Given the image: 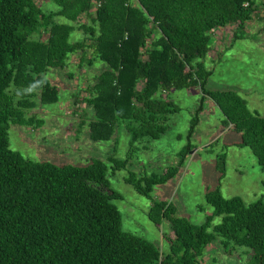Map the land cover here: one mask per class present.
<instances>
[{"label": "trees", "instance_id": "16d2710c", "mask_svg": "<svg viewBox=\"0 0 264 264\" xmlns=\"http://www.w3.org/2000/svg\"><path fill=\"white\" fill-rule=\"evenodd\" d=\"M49 1L60 10L46 14L39 0H0V264H203L218 237L227 253L230 245L245 248L249 264H264V201L246 204L239 197L225 198L220 189L208 191L205 201L213 214L200 226L177 217L171 204L153 202L152 215L167 220L173 232L171 253L163 255L151 242L123 231L121 214L111 204L120 195L111 190L102 160L88 166L34 162L10 149L7 133L10 124L42 125L25 118L24 110L35 106L30 98L58 103L59 91L44 75L65 70L70 55L79 53L80 67L96 60L108 66L88 85L87 97L75 101L96 112L88 125L94 142L112 140L121 122L132 147L142 139L159 140L170 116L178 113L177 105L161 95L200 89L178 163L161 175L126 178L142 196L152 200L153 188L183 167L195 149L192 139L206 101L221 111L225 126L242 134L236 146L250 148L264 173V117L250 111L236 92L206 88L212 75L205 65L210 33L235 26L233 39H241L259 12L256 0ZM86 17L90 22H79ZM75 30L85 38L71 44ZM130 160L112 164L119 170ZM216 166L224 176L225 154ZM214 217L222 222L210 233Z\"/></svg>", "mask_w": 264, "mask_h": 264}, {"label": "rangeland", "instance_id": "374dc122", "mask_svg": "<svg viewBox=\"0 0 264 264\" xmlns=\"http://www.w3.org/2000/svg\"><path fill=\"white\" fill-rule=\"evenodd\" d=\"M256 4L259 12L246 25L241 39H233L235 26L210 33L211 52L205 65L212 75L206 88L236 92L246 101L250 111L264 117V0H256ZM38 5L46 14L60 10L49 0H39ZM56 20L64 21L61 17ZM88 21L90 17L79 22ZM32 38L41 39V35ZM84 38L82 31L75 30L69 42L77 43ZM88 52L91 57L92 51ZM79 57V53L70 55L65 70L50 69L44 75L58 89L59 101L43 105L39 95L30 98L35 106L24 110L25 118L33 117L42 125L10 124L7 133L11 150L27 160L59 166H88L94 159L102 160L108 166L107 179L111 190L120 195V199L112 200L111 204L121 214L123 231L146 239L163 255L171 253L173 232L167 220L152 215L153 202L171 204L177 217L200 226L213 214V209L205 201L208 191L220 189L225 198L239 197L246 204L264 201V173L257 158L250 148L236 146L241 142L242 134L224 125L223 114L210 101L205 103L192 139L195 149L187 156L178 174L169 182L155 186L152 200L139 194L126 178L130 173L138 177L161 175L178 163L177 155L187 144L191 120L200 103V89L173 90L161 95L177 105L178 113L170 116L169 129L159 140L142 139L132 147L126 123L121 122L112 140L94 142L88 125L96 112L80 100H77L79 106H75V101L87 97L88 85L93 84L108 66L96 60L90 66L84 63L80 67ZM9 91L13 94L15 89ZM222 154L226 155L224 176L216 166ZM127 158L131 160L125 168L114 169L112 161H126ZM221 222V217H214L209 232L214 233V228ZM227 248L228 253L223 240L218 237L206 250L203 264H249L248 249L233 245Z\"/></svg>", "mask_w": 264, "mask_h": 264}, {"label": "crops", "instance_id": "0c3cea01", "mask_svg": "<svg viewBox=\"0 0 264 264\" xmlns=\"http://www.w3.org/2000/svg\"><path fill=\"white\" fill-rule=\"evenodd\" d=\"M217 30H221V29H217ZM217 30H214V31L216 32ZM213 33H214V32H213ZM207 250H208V248H207Z\"/></svg>", "mask_w": 264, "mask_h": 264}]
</instances>
